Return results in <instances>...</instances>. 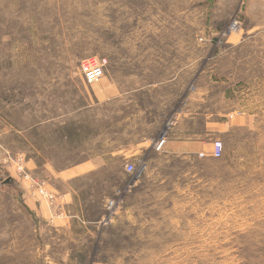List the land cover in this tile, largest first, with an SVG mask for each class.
Masks as SVG:
<instances>
[{"label": "rangeland", "instance_id": "rangeland-1", "mask_svg": "<svg viewBox=\"0 0 264 264\" xmlns=\"http://www.w3.org/2000/svg\"><path fill=\"white\" fill-rule=\"evenodd\" d=\"M256 1L0 0V264H264ZM93 57L107 65L90 84ZM205 96L224 128L250 117L219 134L223 156L158 150ZM70 188L80 205L65 214ZM35 198L58 214L43 217Z\"/></svg>", "mask_w": 264, "mask_h": 264}, {"label": "crops", "instance_id": "crops-1", "mask_svg": "<svg viewBox=\"0 0 264 264\" xmlns=\"http://www.w3.org/2000/svg\"><path fill=\"white\" fill-rule=\"evenodd\" d=\"M254 3H257V7L259 9L257 11L258 13L261 12V16L253 15V13L251 14L252 16L249 17L254 20L258 19L259 22H263V0H257ZM253 7L254 4H251L249 7L252 12H254ZM249 9L246 7V13H249ZM191 98L192 100L191 105L189 106L190 108L178 113L177 120L169 125L170 136L168 135L164 143V149L167 152L195 155L205 152L206 157L208 158L210 157V153L212 151L213 142L218 139L219 134L232 131L238 126H245L249 124L250 117L241 115L237 117L235 121H229L227 123L228 127L224 128L222 124H219L217 120V114H212L209 96ZM200 101H203L204 103H210L209 106L205 107L204 111H202L198 105ZM136 126L138 125L136 124ZM29 164L34 167L38 165V163L32 162L31 160H29ZM95 165L96 164L93 161H88L84 165H79L77 170L76 168L67 170L64 176H60V178L63 182H72L75 178L84 177L85 174H87ZM60 198L62 199L59 200L57 205H60L59 209H61L62 213L71 214L72 208H77L78 203L80 205V198L77 196L76 191L72 188L63 193L62 197ZM41 199L43 200L45 198H42L41 196ZM56 199L58 200V198ZM35 201L31 200L30 205H32L35 209H39V213L41 211L43 217H51L53 213H57L58 207H55L53 211L52 207L48 205L46 206L43 201L40 202V205L37 204L39 202L38 198H35ZM37 206H39V208ZM78 211L81 212L82 208H80Z\"/></svg>", "mask_w": 264, "mask_h": 264}, {"label": "built area", "instance_id": "built-area-1", "mask_svg": "<svg viewBox=\"0 0 264 264\" xmlns=\"http://www.w3.org/2000/svg\"><path fill=\"white\" fill-rule=\"evenodd\" d=\"M239 24L237 20L233 22V28H235ZM106 65H107V59L106 58H99V57H93L86 59L82 63V71L84 75V79L86 82L93 84L99 82L105 75L106 71ZM166 141V137L162 138L161 140H158L156 142V148L159 150L163 147L164 143ZM224 153V145L221 140H215L212 145V151L210 153V157L212 158H221ZM200 157H206L205 152L199 153ZM125 170L130 173L136 175V168L135 164L133 162H127L125 164ZM136 177V176H135ZM134 177V178H135ZM36 184V183H35ZM37 186L42 187V183H37ZM41 189V188H40ZM46 193V192H44ZM43 193V194H44ZM52 196H54L52 194ZM116 201L115 200H108L107 201V207L112 212V208L116 206Z\"/></svg>", "mask_w": 264, "mask_h": 264}]
</instances>
